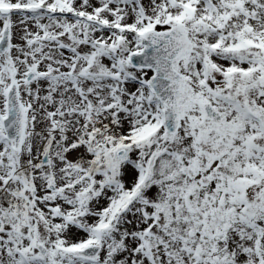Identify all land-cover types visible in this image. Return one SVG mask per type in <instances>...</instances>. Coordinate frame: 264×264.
I'll use <instances>...</instances> for the list:
<instances>
[{"label": "snow or ice", "instance_id": "1", "mask_svg": "<svg viewBox=\"0 0 264 264\" xmlns=\"http://www.w3.org/2000/svg\"><path fill=\"white\" fill-rule=\"evenodd\" d=\"M0 264H264V0H0Z\"/></svg>", "mask_w": 264, "mask_h": 264}]
</instances>
